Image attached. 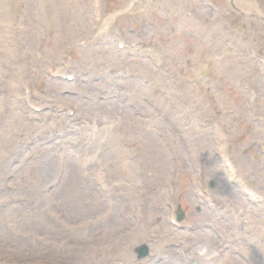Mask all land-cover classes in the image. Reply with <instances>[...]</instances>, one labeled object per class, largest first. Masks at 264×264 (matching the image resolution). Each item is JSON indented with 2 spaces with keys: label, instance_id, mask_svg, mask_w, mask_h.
I'll return each mask as SVG.
<instances>
[{
  "label": "rangeland",
  "instance_id": "obj_1",
  "mask_svg": "<svg viewBox=\"0 0 264 264\" xmlns=\"http://www.w3.org/2000/svg\"><path fill=\"white\" fill-rule=\"evenodd\" d=\"M75 1L0 0V130L15 138L0 149V264H96V246L113 245L108 233L133 218L109 216L97 183V211L68 210L67 199L93 203V173L115 155L126 171L144 165L138 220L148 227L116 264H206L201 246L214 253L207 264H264V0H99L97 11ZM70 147L86 151L89 170ZM56 154L74 167L60 168ZM111 161L113 191H131ZM43 186L55 228L41 229L46 215L24 203ZM18 241L21 254L6 246ZM143 245L149 255L138 259Z\"/></svg>",
  "mask_w": 264,
  "mask_h": 264
},
{
  "label": "bare ground",
  "instance_id": "obj_2",
  "mask_svg": "<svg viewBox=\"0 0 264 264\" xmlns=\"http://www.w3.org/2000/svg\"><path fill=\"white\" fill-rule=\"evenodd\" d=\"M35 1H37V0H35ZM44 1H47V0H44ZM77 1H75L76 5H77ZM56 3L58 5V0H56ZM97 7H98V0H95V4L89 5V10L94 11V10L97 9ZM62 8L64 10H67V9H69V6H65V7H62ZM37 21H38V13H37ZM128 99H129V97H128ZM10 102L11 101L9 100V103L7 104V107L9 106L8 110H11L12 112L13 111L16 112L15 105L12 102L11 103ZM26 128H27V126L24 128L23 125H20L19 132H23V130H25ZM10 129H11V126H8L7 124H5L4 129L0 130V141H1L0 149L1 148L5 149L6 147H8L10 142L15 139L14 136H13V132L14 131L10 130ZM144 131L148 132V133H150L152 135L154 133V131H152L151 129H145ZM97 138L100 141V143H102V141H105V139L102 140L99 137H97ZM92 140L93 139H90V142H92ZM88 141H89V139H88ZM88 141L86 142V148H89V146H90V143ZM96 143H98V142H96ZM36 149L37 148H34L33 152H35ZM82 152H84V156L82 155ZM6 153L9 154V152H6ZM69 154L73 155L75 157H81L80 167L84 171L85 170H89V162L90 161L88 159L89 156L86 153V151L82 150L81 148H78V150L76 149V151L75 150L71 151V152H69ZM115 156H116L115 161H111V160L110 161L114 165H117V163H119L121 171L124 173V175H125V177L127 179L126 183L134 182V184L131 186V191H129V192H120V193H116V192L113 191L114 184L111 182V180H112L111 177H109L110 176L109 175V170L110 169L108 167V163L110 161H108V162L105 161L106 166L105 165H102V166L98 165L97 169L93 173L94 176H95L94 179L96 181V182L95 181L93 182V186L94 187L92 188L94 202L92 203L91 200H90V201H86L84 203V205L76 204L73 201V199L75 197H78V198L81 197V195L83 193H79L78 195H72L73 198H68L67 199L68 206H66V209H68V210H70L71 207H74L79 212H84L86 210L97 211L98 209L101 208V204H102V200L100 198V193L105 192L107 201H108L109 205L112 206V210H113V211L111 209L109 210L110 211V214L108 213L109 216H114L113 215V212H114L115 216H117V219H119L118 222H120V220H124V221L128 220L129 221V219L133 218L131 220V222H130L131 229L126 228V226H125L126 224H125L123 227L118 228V230L115 231V233H113V235L108 233V235L112 236V238H110V241L113 242V245L109 246V247H111V249H109L108 246H100V245L96 246V252H97V255H98V259H97L96 264H116V259H117L116 255L117 254L121 255L120 259L127 258V257H129V259H130L131 250L137 245L138 242L142 241V237L145 238V231H146V229H148L147 221L140 222L138 220V218H142V217L144 218L145 217V211H146L145 203H144V197L142 196V190L145 189V186L139 180V177L142 176L140 174L142 173V171L144 169V165H143L142 162L141 163H139V162L136 163V161H135L133 163H129L131 171H126L125 170V165H124V160H125L124 155H115ZM39 157H40V151L38 152V160H39ZM97 157H99V156H95V159H97ZM66 158H67L66 154H63V156H61L59 154H56L55 162H57V160L61 159L60 160L61 161L60 164L65 163L67 166L74 167V165L70 161H67V162L65 161ZM119 160H120V162H119ZM140 160H143V156L141 154H140ZM138 165H139V167H138ZM110 172H111V170H110ZM147 173L148 172H147V167H146V174ZM117 182H118V184L125 183L122 180L121 181L118 180ZM96 183L103 190L102 192L98 190V192H100V193H98L99 196H97L95 194V191H96V188H97L96 187L97 186ZM37 191L35 192L36 194H37ZM39 197H41L42 200L44 201L43 202V206L42 207H38L36 205L35 208L44 209V210L47 209L50 206V205H48L50 199L44 193L39 194ZM116 197H123V198H125V201H123V202H115L114 199ZM103 198H104V195H103ZM104 202H105V200H104ZM63 211H64V209H63ZM133 213L135 214V217L132 216ZM109 216H108V218H109ZM45 217L43 216V219L39 220V221H41L39 223L40 228L42 227L41 223L43 221H45L46 218L51 220V218H49V217L45 218ZM93 225H91L90 221H85L84 224H83V226L86 227V228L87 227L90 228ZM43 227H45V226H43ZM125 229H127V230L125 231ZM23 230H25V229H23ZM141 230L144 231L143 232V236H141L139 234ZM77 231H79V229ZM99 233L105 239V237H104L105 234L102 232V229H100ZM115 234L116 235L118 234L117 236H119L120 238L115 237L114 236ZM23 236H24V234L21 237H23ZM87 236H89V237H86L87 242L91 241V237H92L91 236V229H89ZM102 237H98V239L101 240ZM19 242H21V241H19ZM10 243H12V242H10ZM23 245H24V243H23ZM6 246L7 247H11L9 245H6ZM14 246H16V247H14V250H17V252L21 254L22 251H23V247L24 246L22 247V246L17 245V244H14ZM101 255H103V257H101ZM132 263L135 264L134 261Z\"/></svg>",
  "mask_w": 264,
  "mask_h": 264
},
{
  "label": "clouds",
  "instance_id": "obj_3",
  "mask_svg": "<svg viewBox=\"0 0 264 264\" xmlns=\"http://www.w3.org/2000/svg\"><path fill=\"white\" fill-rule=\"evenodd\" d=\"M199 256H201L206 264L213 259L214 253L210 252L207 246H201L197 249Z\"/></svg>",
  "mask_w": 264,
  "mask_h": 264
}]
</instances>
